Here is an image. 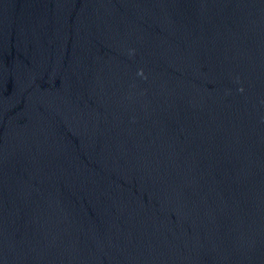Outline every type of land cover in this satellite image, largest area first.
I'll use <instances>...</instances> for the list:
<instances>
[{
	"label": "water",
	"instance_id": "obj_1",
	"mask_svg": "<svg viewBox=\"0 0 264 264\" xmlns=\"http://www.w3.org/2000/svg\"><path fill=\"white\" fill-rule=\"evenodd\" d=\"M0 264H264V0H0Z\"/></svg>",
	"mask_w": 264,
	"mask_h": 264
}]
</instances>
